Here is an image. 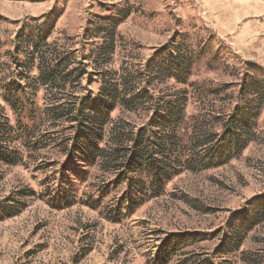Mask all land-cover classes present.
<instances>
[{
	"label": "rangeland",
	"instance_id": "obj_1",
	"mask_svg": "<svg viewBox=\"0 0 264 264\" xmlns=\"http://www.w3.org/2000/svg\"><path fill=\"white\" fill-rule=\"evenodd\" d=\"M124 11L115 51L104 71H137L155 50L182 35L191 51L202 52L192 83L237 86L248 67L264 75V0H0V74L12 71L5 68L19 28L15 22L56 15L49 48L74 52L81 61L100 43L87 34L91 23ZM88 70L97 69L90 65ZM237 89L225 90L214 108H230ZM203 107L210 109L208 104ZM203 107L189 101V112ZM259 126L257 141L238 159L214 170L181 174L167 184L163 196L145 202L118 223L104 215L123 187L99 193L98 186L109 175L102 176L85 158L73 155L65 163L64 185L58 183V169L65 157L56 151L25 159L23 166L0 164V210L13 207V201L26 205L10 218L0 213V264H162L159 255L169 257L164 264H251L242 262L241 255L253 253L264 264V224L247 234L240 251L216 253L229 220L264 193V110ZM53 159L58 165L41 166ZM68 187L74 204L66 208L54 198L56 191ZM24 190L36 196L22 199L18 193ZM99 197L97 209L83 204ZM169 239L179 242L172 254L162 249Z\"/></svg>",
	"mask_w": 264,
	"mask_h": 264
},
{
	"label": "trees",
	"instance_id": "obj_2",
	"mask_svg": "<svg viewBox=\"0 0 264 264\" xmlns=\"http://www.w3.org/2000/svg\"><path fill=\"white\" fill-rule=\"evenodd\" d=\"M118 15L91 23L87 34L100 43L81 61L74 52L49 48L56 15L15 22L19 28L5 68L12 71L0 74V164L23 166L25 159L34 160L45 150L56 151L65 157L58 169V183L64 185L65 163L73 155L85 158L102 176L109 175L98 186L99 193L124 189L105 211L111 223L163 196L167 184L181 174L214 170L238 159L257 141L264 110V75L252 67L237 86L192 83V71L202 52L191 51L182 35L155 50L137 71H104L115 51L120 18L126 14ZM90 65L97 70L89 71ZM168 82L173 84L163 87ZM83 83L85 89L80 88ZM93 84L98 87L89 89ZM231 87L238 88L232 106L214 108ZM192 99L210 109L189 112ZM130 115L140 121H132ZM56 165L53 159L41 166ZM18 196L27 199L36 193L24 190ZM100 199L88 198L83 204L97 209ZM56 201L66 208L72 206V189L56 191ZM13 202V207L0 210L4 218L26 206ZM263 224L264 193L233 215L216 253L240 251L247 234ZM178 245L169 239L163 252L172 254ZM257 255L243 254L241 261L260 264ZM168 258L159 255L158 261L164 264Z\"/></svg>",
	"mask_w": 264,
	"mask_h": 264
}]
</instances>
